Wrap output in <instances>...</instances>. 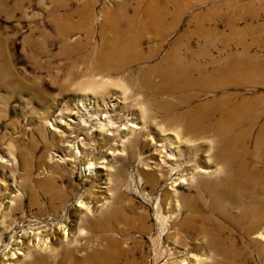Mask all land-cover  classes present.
I'll return each mask as SVG.
<instances>
[{
  "label": "rangeland",
  "instance_id": "rangeland-1",
  "mask_svg": "<svg viewBox=\"0 0 264 264\" xmlns=\"http://www.w3.org/2000/svg\"><path fill=\"white\" fill-rule=\"evenodd\" d=\"M162 12L164 20L157 16ZM125 29L142 41L139 60L92 73L95 62L88 57ZM90 35L84 51L80 45ZM174 48L185 62L198 56L207 81L202 92L198 86L189 91L198 94L184 106L180 100L189 92L160 96L152 107L154 97L140 80ZM168 101L175 110L162 108ZM204 105L211 114L208 131L218 132L186 136L184 123L171 124L170 117L185 119ZM233 111L245 115L241 123L223 119ZM228 129L233 137L248 136V152L239 149L230 158L219 151ZM241 166L264 185V0H0V264H32L14 241L43 227L51 229L43 252L59 264L60 239L80 234L84 244L89 237L77 224L79 213L88 211L82 202L100 214L117 206V197L127 216L148 217L152 225L142 231L118 223L113 234L122 239L126 228L124 245L136 246L137 259L118 264H202L208 258L201 237L183 243L182 223L193 214L184 205L209 202L206 195L195 199V186L218 185ZM230 177L247 183L236 173ZM49 178L71 194L60 218L49 210L37 215L31 205V187L46 205L37 181ZM58 225L61 232L52 230ZM256 240L264 241V231L244 238L251 264H264Z\"/></svg>",
  "mask_w": 264,
  "mask_h": 264
},
{
  "label": "bare ground",
  "instance_id": "bare-ground-1",
  "mask_svg": "<svg viewBox=\"0 0 264 264\" xmlns=\"http://www.w3.org/2000/svg\"><path fill=\"white\" fill-rule=\"evenodd\" d=\"M151 12H153V10ZM166 15V13L162 12L157 16L158 18L160 17L161 20H164ZM123 18L125 17H120V19ZM111 25L112 14L108 11L105 17L104 28H110ZM148 26L150 27V24ZM117 33L118 34H115V39L106 37L102 41L100 48L97 49L96 55L92 52L90 57H88L95 62L92 73H98L102 70L107 72H111L112 70L117 71L139 60L141 55L139 48L142 45V41L140 42L141 39L139 40L138 37L134 36L130 29H125L122 32L119 30ZM90 41L91 35L86 43L82 42L80 47L84 48V51L86 48L89 49V44H91ZM175 50L174 48L171 54L161 64L149 68L145 72V75H142L143 77L140 80L141 84L146 87L154 97L150 102L152 107L156 104L160 96L168 95L173 97L180 92H189L192 88L194 89L195 86H198L200 92H202V85L207 81V66L198 56L194 55L192 58L193 62L190 61L188 63L179 58L180 55L177 56L179 49L177 53ZM196 76L197 78L194 80ZM197 94L198 92L195 94H190L189 92L187 96L184 95L182 100H180V102L182 101L183 103L180 105L184 106V104L189 103ZM176 106L177 105H173L168 101L164 103L162 108L170 111L172 109L175 110ZM206 111L207 109L204 105L196 108L194 111L186 113L185 119L184 115L176 114L170 117L171 124L179 127L180 123H184V134H187L186 136L195 134L198 137L200 133L202 134L208 131L206 124L207 122L209 124L211 114ZM214 114L221 113L212 112V115ZM244 116H238L236 111L222 114L224 120H233L236 124H239V122L241 123V121L244 120ZM211 129L218 132L216 127H212ZM211 129L209 128V131ZM224 134L225 137L219 140L220 143L223 144L218 147L215 146L217 143L214 145L217 148L220 147V150H218L220 152L222 151V154L225 156L228 155L230 158H235L239 149L248 152V148L246 147L248 136L238 135L233 137V131L229 129L228 133ZM260 144L261 142L257 144V147H259ZM169 159L173 160L174 157L171 156ZM90 169H94V167ZM229 172L218 185H210L206 181H200L201 183L195 186L197 192L195 199L199 198L202 202V198L206 195L210 199L208 200L209 202L194 205L193 201L190 200L189 202H191V205H184V207L188 206L193 214L182 223L184 234L182 238L186 237L183 243H187V239L193 241L196 237H201V247L203 246V249L207 251L206 258H208V261H203L202 264H251L253 261L251 247L244 242V238L252 237L257 232L264 231V185L260 184L259 179L255 177V172H248L242 166L236 170H230ZM231 172L236 173L240 179L246 180L247 183H233L230 177ZM185 182L186 180L183 181V183ZM37 185H39L41 191L43 190L40 193L45 195L44 198L47 202L46 205H43V200L42 198L40 199L35 187H31V190L29 189L31 192V205L37 209V215L44 216L45 213H47L46 210H49L53 217L60 218L59 214L61 208L66 204L71 194L50 178L48 180L44 179L37 181ZM184 196L185 195H182L181 198L187 200V197ZM115 203L117 206H113L104 211L102 210L100 214H96V210L90 211L88 206H85L82 202L84 205L83 207H85L86 210L88 209V211L84 213H81L83 212L81 211L79 213L77 216L79 222H77V224L79 228L88 230L89 237L84 244H80V234L73 241L66 242L68 237L66 240L64 239L65 237L62 238L63 240L60 239L57 243L58 248L54 251L56 252V256H58L59 264H118L124 258L135 260L136 251L134 248H136V246L129 249L124 245L127 240L125 238L126 228L121 230L123 238L120 239L113 234L116 230V226L119 222L129 221V227L140 228L142 231H146L151 230L152 225L148 224V217L139 218L137 214L134 216H127L124 211L125 207H122L120 197H117ZM202 210L207 213L203 214ZM34 217L40 218L38 216ZM242 225H244V230L241 229ZM52 228V230L56 232H61L62 226L59 227L58 225ZM50 231V228L43 227L40 229L36 228L32 233L25 232L19 237L23 241L19 242L15 240L14 245L24 246L27 251L25 255L28 256L29 259H34L32 264H50L53 261L47 258L46 254L48 253L43 252L45 251L44 247H47L45 244L47 240H49L46 238V235H48ZM238 232L240 233V237ZM26 244H28V246H26ZM253 244L259 257L264 259V241L256 240V243ZM194 249H196V247H194ZM53 250L52 248L51 251L53 252ZM36 251H39L40 254ZM83 251L85 254L82 257L78 256V253ZM20 255H24V253H20ZM135 261H137V259Z\"/></svg>",
  "mask_w": 264,
  "mask_h": 264
}]
</instances>
